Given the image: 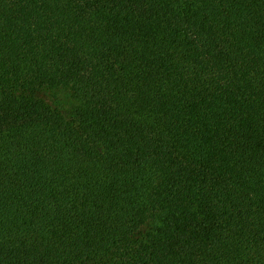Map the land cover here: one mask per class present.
<instances>
[{"label":"trees","instance_id":"16d2710c","mask_svg":"<svg viewBox=\"0 0 264 264\" xmlns=\"http://www.w3.org/2000/svg\"><path fill=\"white\" fill-rule=\"evenodd\" d=\"M0 264H264V0H0Z\"/></svg>","mask_w":264,"mask_h":264}]
</instances>
